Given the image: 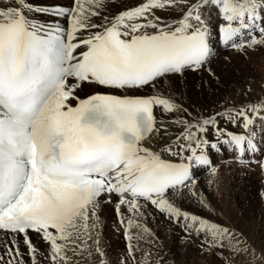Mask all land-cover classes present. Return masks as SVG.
<instances>
[{
    "label": "snow or ice",
    "instance_id": "obj_1",
    "mask_svg": "<svg viewBox=\"0 0 264 264\" xmlns=\"http://www.w3.org/2000/svg\"><path fill=\"white\" fill-rule=\"evenodd\" d=\"M256 51L264 0H0V264H153L149 216L216 264H264V235L201 193L221 159L264 171V86L184 103Z\"/></svg>",
    "mask_w": 264,
    "mask_h": 264
},
{
    "label": "rangeland",
    "instance_id": "obj_2",
    "mask_svg": "<svg viewBox=\"0 0 264 264\" xmlns=\"http://www.w3.org/2000/svg\"><path fill=\"white\" fill-rule=\"evenodd\" d=\"M220 65L222 71L217 72V75L221 77L218 84L205 87L203 90H196V87H193L192 83L190 85V82L188 83L189 89L188 84L185 86V104L191 102L198 105L211 104L221 96L235 95V90L245 87L246 84H251L254 93H260L261 87L264 86V52L256 51L248 57L235 56L230 65ZM205 82L207 83V79ZM235 102L239 104L240 100L236 99ZM226 161L227 170L229 169V174L226 175L227 182H225V177L222 179L219 177L216 182L201 189L202 195L212 202L217 215L223 214L226 220L241 227L251 228L257 237L264 235V202L257 195L258 192L264 191V171L253 167L242 172L238 166L233 167L234 164L230 165V161ZM215 187L217 189L212 192ZM185 207H189V205H185ZM225 211H229L230 214H226ZM231 211L236 214L231 216ZM103 216L105 218L104 233L105 238L109 241V252L111 255L119 257L125 247L124 238L122 235H115L112 231L115 219L112 210H105ZM147 223L159 237V241H153L145 233L139 241V246L146 252L153 253V264H155L157 253L171 257L168 264H172L173 261L175 264H216L214 258L202 253L196 244L180 247L176 240L177 233L174 227L170 226L163 217L149 216ZM166 225L168 230L165 229Z\"/></svg>",
    "mask_w": 264,
    "mask_h": 264
},
{
    "label": "bare ground",
    "instance_id": "obj_3",
    "mask_svg": "<svg viewBox=\"0 0 264 264\" xmlns=\"http://www.w3.org/2000/svg\"><path fill=\"white\" fill-rule=\"evenodd\" d=\"M217 72L219 71V72H221L222 71V69H221V65H218L217 67H216V69H215ZM192 79L193 78H191V77H189V82H190V85H191V83H192ZM198 82V81H197ZM247 85V84H246ZM254 88H256V86H253ZM188 89H189V84H188ZM253 89V88H252ZM196 90H200L199 88H197L196 87ZM239 90L240 89H236L235 91V93H237V92H239ZM191 93H193L192 91H190ZM195 92V91H194ZM227 159H221L220 161H218V163H219V177H221V179L222 178H224L225 177V182H227V180H226V178H227V176L226 175H228L229 174V172H228V170H227V167H226V164H227V161H226ZM233 167H236V165L235 166H233ZM253 167H257L258 169H259V167L258 166H253ZM252 167V168H253ZM251 168V169H252ZM232 171H233V169H232ZM208 174L207 173H204L203 174V176L201 177L202 179H204V178H206V176H207ZM222 185H224V183H222ZM222 185H220V186H222ZM215 189H217V187H215L214 189H213V191L212 192H214V190ZM109 209H111V208H108V209H106V210H109ZM105 213V212H104ZM225 213L226 214H230L229 213V211H225ZM231 216H233V215H235L236 213L235 212H233V211H231ZM105 219V218H104ZM163 226V228H164V224L162 225ZM165 229L166 230H168V227H167V225H166V227H165ZM162 230V229H161ZM174 231V230H173ZM162 232H163V230H162ZM169 232H170V230H169ZM141 241V240H140ZM142 244H144V243H142ZM142 246V245H141Z\"/></svg>",
    "mask_w": 264,
    "mask_h": 264
}]
</instances>
